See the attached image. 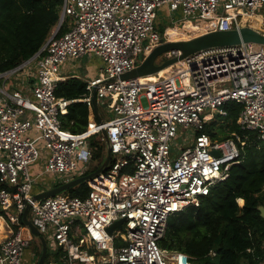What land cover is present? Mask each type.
Here are the masks:
<instances>
[{
	"label": "built area",
	"instance_id": "built-area-1",
	"mask_svg": "<svg viewBox=\"0 0 264 264\" xmlns=\"http://www.w3.org/2000/svg\"><path fill=\"white\" fill-rule=\"evenodd\" d=\"M165 5L181 11L188 24L202 20L209 30L260 29L251 16L264 0H63L60 20L68 30L52 33L32 58L0 72V210L12 228L0 242V264H23L29 240L22 216L28 204L41 233H51L62 248V262L51 264H191L188 254L169 251L160 241L169 218L199 206L237 162L240 134L221 140L205 131L218 116L228 115L227 102L243 104L242 129L257 131L264 140V44L203 50L154 82L122 79L160 43L155 22ZM89 53L103 65L87 80L86 93L76 99L58 96L62 65ZM34 63L30 92L6 88L12 74ZM95 89L112 118L96 123L93 133L65 129L72 102L86 103L94 114ZM103 128L112 159L87 180V196L60 193L35 200L30 165L41 157L40 141L48 151L45 171L68 181L94 157L89 138L101 134L104 140ZM31 130L39 135L31 136ZM120 219L123 227L110 233Z\"/></svg>",
	"mask_w": 264,
	"mask_h": 264
},
{
	"label": "trees",
	"instance_id": "trees-1",
	"mask_svg": "<svg viewBox=\"0 0 264 264\" xmlns=\"http://www.w3.org/2000/svg\"><path fill=\"white\" fill-rule=\"evenodd\" d=\"M62 4L63 0H0V72L15 69L40 51L60 21ZM262 10L264 7L258 13L264 15ZM171 26L160 27L162 38L166 39L165 30ZM67 30L64 21L57 35ZM169 30L172 35L179 32L175 28ZM86 84L80 77H70L58 83L56 94L68 99L80 98L87 91ZM225 108L228 115L213 120L205 131L221 140L240 134L244 143L238 141L237 162L225 180L201 197L199 206H188L169 218L160 245L188 254L191 264H260L264 260V216L260 210L264 206V140L259 139L257 131L242 129L243 104L230 101ZM88 126L87 104L72 102L64 116V127L80 134ZM90 142L99 148V158L106 156L107 146L101 136L92 135ZM89 189L86 181L69 191L71 195L86 197ZM24 235L27 237L26 232ZM36 248L39 260L42 245ZM50 256L49 250L46 264Z\"/></svg>",
	"mask_w": 264,
	"mask_h": 264
},
{
	"label": "water",
	"instance_id": "water-1",
	"mask_svg": "<svg viewBox=\"0 0 264 264\" xmlns=\"http://www.w3.org/2000/svg\"><path fill=\"white\" fill-rule=\"evenodd\" d=\"M61 25L62 20L59 21L54 33H57L59 31ZM242 43L264 44V32L254 26L245 25L241 26L240 28H233L230 30H208L205 33L199 34L189 39L167 40L165 38H162L160 43L155 46L151 52L145 55L143 60L137 66H135L132 70L123 73L121 75V78L134 79L151 74H156L161 70L166 69L167 67L203 50L221 46L239 45ZM169 52H175L177 54L164 58V55ZM93 106L96 114L99 115V105L96 89L93 91ZM100 121L104 122V119L100 117ZM102 134L107 146V155L103 163L97 170L85 175L72 178L55 187L46 189L38 194H34V199L40 200L48 196H54L68 191L69 189L77 187L78 185L86 182L92 176L106 170L111 162L112 152L109 145V138L106 128L102 129ZM216 154L219 155V152L216 151ZM260 210L262 211V215L264 216V206H261ZM29 211L30 204L26 206L23 212L22 220L25 225H27L31 229L32 233L41 239L43 245L42 254L37 264H45L48 253V244L38 227L30 219ZM123 222V219L116 221L109 228V232L112 233L115 228H122Z\"/></svg>",
	"mask_w": 264,
	"mask_h": 264
},
{
	"label": "crops",
	"instance_id": "crops-1",
	"mask_svg": "<svg viewBox=\"0 0 264 264\" xmlns=\"http://www.w3.org/2000/svg\"><path fill=\"white\" fill-rule=\"evenodd\" d=\"M167 12H168L169 21H171L172 19L175 18V15H174L175 13L176 14L179 13V16L181 15V11L171 12L168 8H167ZM180 19H181V16L179 18H177V20H180ZM169 28H177V27H176V25H172L171 27H168L167 29H169ZM167 29H166V31H167ZM93 54L94 53H89L87 55H93ZM87 55H85V56H87ZM94 55L99 58V60L101 61V64H100V67L97 69V71L91 67L90 72H85L87 74V76H86L87 78H85L86 82L89 78L96 76L97 73L99 72V70L101 69L102 65H103L102 58L96 54H94ZM80 59L81 58L72 59L69 61H76V60H80ZM67 62H65L62 65L64 70L65 69L67 70V68L65 66L68 64ZM36 72H37V67H36L35 63L30 65L25 70L17 71L16 73L11 75V77L9 78L8 81H6V85H7L6 88L8 90L21 89V90H23V92H24V90H25V92H30V89L33 85V82L36 80ZM63 76L65 77V79H67L70 77H80L81 75L72 71L71 73H69V72L64 73ZM0 82L4 83V79H1ZM74 102H77V101H74ZM98 105H99V115L96 114L95 109H94V114H92L90 109H89V126H88V129L86 131H90L95 126L97 127L96 123L101 122L100 117L103 118L104 120H106L104 118L105 112L108 114H111V111L109 109H107L103 103H102L103 110L101 109L100 102L98 103ZM63 122H64V119H63ZM65 129H67V128H65ZM67 130L70 131L69 129H67ZM91 133H93V132H91ZM30 135L33 137H37L39 135V132L37 130H31ZM93 135H95V134H93ZM96 135L99 136V134H96ZM101 137H102V135H101ZM89 141H90V138H89ZM40 147H41V157L39 158V160H37L36 162H34L30 165V173L34 179V185H33V190H32L33 194H38V193H40L46 189L55 187V186L65 182V180H66V177H64V176L54 175L50 172L45 171L44 165L46 162V158L48 156V151L45 149V147L43 146V143L41 141H40ZM106 155H107V148H106ZM80 174H84V173L79 171L76 176H81ZM0 212H1L0 213V224L3 226L2 227L0 225L1 226L0 229L2 228L0 230V242H1L6 237L11 235L12 228L9 226V224L6 220V217L1 215L2 214L1 210H0ZM24 232H26V234H27V239L29 240V246L24 250V253L22 256V263L23 264H37L38 259H37L35 248H36V245H40V244L42 245V241L38 236H36L32 233L31 229L28 226H27V228L24 226ZM30 234L37 237L36 242H38V243H34L33 251H31L29 254L27 249H30V247H31V239L29 237ZM41 234L45 237L47 244H48V236L51 237L53 240V244L51 246L48 245V251L50 250V252H51V256H50L51 258L49 259L48 264H51L52 262L61 263L62 262V256H63L61 246L55 241V239L53 238L51 233L42 232ZM42 247H43V245H42ZM47 255H48V253H47ZM55 255H56V257H54ZM46 259H47V257H46ZM45 264H46V260H45Z\"/></svg>",
	"mask_w": 264,
	"mask_h": 264
},
{
	"label": "rangeland",
	"instance_id": "rangeland-1",
	"mask_svg": "<svg viewBox=\"0 0 264 264\" xmlns=\"http://www.w3.org/2000/svg\"><path fill=\"white\" fill-rule=\"evenodd\" d=\"M167 8L168 7L165 5V6H162L158 10V16H157V19H156V22H155L157 30H160V27L162 25H166V24L176 25L177 28H175V29L179 30V32H178L179 34L177 36H175L176 33H177L176 32L171 37L170 34H169L170 30L167 29V31L165 30V37H166L167 40L189 39L191 37H194V36H197L199 34H202V33L206 32V29H204L203 26H202V24H204V22L202 20L192 21L193 23L194 22L195 23L197 22V23L195 25H193V27H190V26L187 27V24L189 22L187 19L177 20V18H179L181 16V15L179 16V13H177V14L175 13L174 14L175 18L172 19L171 21H169ZM262 11H264V10H262ZM258 15H262V14L258 13ZM199 26H201V28ZM56 27L54 28L53 33L55 32ZM260 30L264 32V22H263V24L260 25ZM144 57L145 56H141L139 58V60H138L139 61L138 63H140L143 60ZM164 57H168V53H166L164 55ZM67 63L68 64L65 65L67 70L66 69L64 70L63 66L61 67V73L62 74L66 73V72L71 73L72 71H74L75 73L81 75L80 78L85 80V78H87L86 77L87 74L85 72H90V68L91 67L97 71V69L100 67L101 61L99 60V58L97 56H95L93 54V55H87V56L81 58L80 60H76V61H69L68 60ZM100 104H101V109L103 110L102 102H100ZM104 118L106 120L107 119H111L112 115L105 112ZM220 118H221V116H218V119H220ZM99 136H101V134H99ZM184 137H185V135H182V137L180 138V141H182V139H184ZM94 151H95L94 157L91 160L87 161L85 164L81 165L80 170H79L80 172L87 173L89 171V173H91V172H94L95 170H97L100 167L101 163L105 159V155H104L103 158H99L98 157L99 148L96 147V146L94 148ZM70 193L71 192L69 190L63 192L64 195H69ZM29 217L31 219L33 218V213H32L31 210H30ZM29 237L31 239V247H30V249H27V250H28V253L30 254V252L33 251L34 243H38V242H36L37 241V237H35L34 235L30 234ZM52 244H53V240H52L51 237L48 236V245L51 246ZM35 251L37 252V248H35Z\"/></svg>",
	"mask_w": 264,
	"mask_h": 264
},
{
	"label": "bare ground",
	"instance_id": "bare-ground-1",
	"mask_svg": "<svg viewBox=\"0 0 264 264\" xmlns=\"http://www.w3.org/2000/svg\"><path fill=\"white\" fill-rule=\"evenodd\" d=\"M245 18H246V17H245ZM251 18H252V23H253V25H255V26H259V25H261V23L263 22V18H264V17H262V15H252ZM193 25H195V24H188L187 27H189V26L193 27ZM202 26H203L204 29H206V31L209 30V28H208L205 24H202ZM199 27L201 28V26H199ZM178 34H179V33L177 32L175 36H177ZM173 35H174V34H173ZM173 35L170 34L171 37H172ZM183 66H184V62H183V60H182V61H179V62H177V63H175V64H173V65L167 67L166 69L161 70L160 72H158V73H156V74H151V75L143 76V77H141L140 79H141L142 82H145V81H148V82H154V81H156V80H158V79L164 78V77H165L170 71H172V70H174V69H176V68H181V67H183ZM97 129H98V127L95 126V127L92 128L89 132H90V133H91V132H95ZM0 225H1V224H0ZM1 226H2V225H1ZM1 226H0V227H1ZM2 227H3V226H2ZM1 229H2V228H1ZM1 229H0V230H1Z\"/></svg>",
	"mask_w": 264,
	"mask_h": 264
}]
</instances>
